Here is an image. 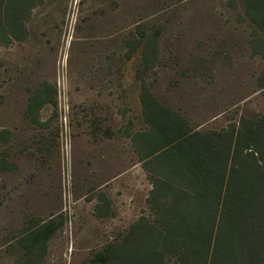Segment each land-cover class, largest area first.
<instances>
[{"label":"rangeland","instance_id":"374dc122","mask_svg":"<svg viewBox=\"0 0 264 264\" xmlns=\"http://www.w3.org/2000/svg\"><path fill=\"white\" fill-rule=\"evenodd\" d=\"M28 28L0 47V264L50 222L44 264H84L150 215L128 139L145 125L143 82L198 129L264 113L263 61L238 0H45ZM151 34L160 57L147 70L134 47ZM36 96L50 103L34 118Z\"/></svg>","mask_w":264,"mask_h":264},{"label":"trees","instance_id":"16d2710c","mask_svg":"<svg viewBox=\"0 0 264 264\" xmlns=\"http://www.w3.org/2000/svg\"><path fill=\"white\" fill-rule=\"evenodd\" d=\"M238 1L252 29L250 48L263 61L264 87V0ZM44 2L0 0V47L27 40L33 11ZM159 36L136 41L147 70L158 64ZM45 103L32 99L34 118ZM140 103L145 125L128 139L151 184V213L84 264H264V113L228 128L198 129L145 82ZM58 230L50 222L24 233L12 246L13 264H44Z\"/></svg>","mask_w":264,"mask_h":264}]
</instances>
